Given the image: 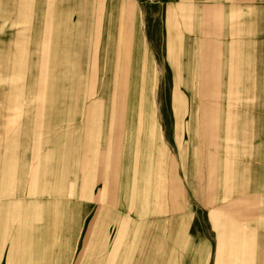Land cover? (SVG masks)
Returning <instances> with one entry per match:
<instances>
[{"label":"crops","instance_id":"1","mask_svg":"<svg viewBox=\"0 0 264 264\" xmlns=\"http://www.w3.org/2000/svg\"><path fill=\"white\" fill-rule=\"evenodd\" d=\"M204 242L264 264V0H0V264Z\"/></svg>","mask_w":264,"mask_h":264},{"label":"rangeland","instance_id":"2","mask_svg":"<svg viewBox=\"0 0 264 264\" xmlns=\"http://www.w3.org/2000/svg\"><path fill=\"white\" fill-rule=\"evenodd\" d=\"M203 227L208 228V224L205 223ZM218 231H219V233H224V230L221 227L218 229ZM207 232H208V230H205L203 228L202 229V236L204 237L205 233H207ZM247 241L248 240H244L245 244H243L242 248L241 247H237V254L240 255L239 257H241V251H242L243 254H244L242 257L245 258V259L246 258L248 259V252H249V249H250V245L247 244ZM216 247L217 246L210 245V244H208L206 242L203 243V247H202L203 261H202V264H212V261H210V257H211V255L213 253L217 252L216 251ZM252 248H253V250L256 249L255 246H253V247L251 246V249ZM239 249H240V251H239ZM223 252H224L223 250H221V249L219 250L220 254H223ZM251 256H252V258L254 257L253 255H251ZM206 259H207V261H206ZM218 264H224V263L223 262H218ZM243 264H246L245 261H243ZM250 264H256V262L251 261Z\"/></svg>","mask_w":264,"mask_h":264}]
</instances>
